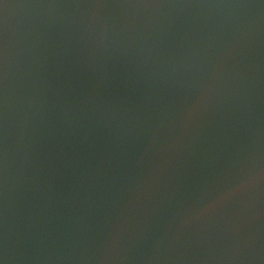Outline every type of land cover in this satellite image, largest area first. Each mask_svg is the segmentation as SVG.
I'll use <instances>...</instances> for the list:
<instances>
[{"label": "water", "instance_id": "1", "mask_svg": "<svg viewBox=\"0 0 264 264\" xmlns=\"http://www.w3.org/2000/svg\"><path fill=\"white\" fill-rule=\"evenodd\" d=\"M0 264H264V0H0Z\"/></svg>", "mask_w": 264, "mask_h": 264}]
</instances>
